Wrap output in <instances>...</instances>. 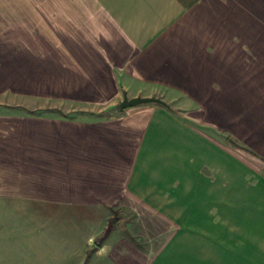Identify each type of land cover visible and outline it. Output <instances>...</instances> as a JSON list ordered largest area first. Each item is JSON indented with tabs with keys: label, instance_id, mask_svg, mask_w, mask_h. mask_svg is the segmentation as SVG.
Segmentation results:
<instances>
[{
	"label": "crops",
	"instance_id": "obj_1",
	"mask_svg": "<svg viewBox=\"0 0 264 264\" xmlns=\"http://www.w3.org/2000/svg\"><path fill=\"white\" fill-rule=\"evenodd\" d=\"M12 88L91 106L155 95L175 111L10 117L21 137L0 146V264H264V164L200 127L250 130L264 152L263 113L235 115L242 0H0V91ZM210 105L220 125L202 118Z\"/></svg>",
	"mask_w": 264,
	"mask_h": 264
},
{
	"label": "rangeland",
	"instance_id": "obj_2",
	"mask_svg": "<svg viewBox=\"0 0 264 264\" xmlns=\"http://www.w3.org/2000/svg\"><path fill=\"white\" fill-rule=\"evenodd\" d=\"M256 34L257 36L259 35L260 38L259 41H256V46L254 45L255 43L250 44L248 40H243L244 38H249L250 36H255ZM18 90L19 89L14 90V88H12V90L9 92L7 91V93H5L4 90L0 91V115H4V117H6L5 119L7 129L4 130V128L0 127V146L6 147L14 145L20 141H17V139L21 137L20 134L17 133V129L20 128H16L15 125L11 126V123L14 122V118H10L12 116H17V118H25L37 115L53 116V114L70 116L74 118L95 115L109 116L120 112L119 104L123 99L122 98L118 103L110 106H91L66 103L64 100H61L60 102L50 101L47 99L45 94L41 95L26 91H22V94L15 93L20 92ZM206 107L208 106H202V118L210 120L212 116V118L217 123H219L220 121L218 118H220L219 116L222 115L221 112L218 114V110L213 105H210V109L208 108L207 110ZM240 108H238L237 112H235V115L242 117L243 121L246 118H254L256 111H261L264 115V0H242V107ZM17 118L16 120L19 121ZM24 122L26 126L25 128L29 127L30 119H26ZM252 122H254V120ZM199 123H201V121H198V124ZM253 124L254 123H252V125ZM200 127L204 129V131H206L209 135L215 137L218 142L230 147L234 154L237 155L241 152L242 155L246 154V156L250 158V161L253 164L255 163L258 167L259 165L257 162L264 164V152H260V150L256 147L254 144V137L246 136L250 130H248V132L245 134H243L244 131H242V135L240 136L239 132H237V134L235 129L231 128H227L224 132H222L217 131L212 126L207 127L200 125ZM254 128L255 125L253 130ZM227 133L236 136L241 141L239 142L242 144L244 143L245 146L249 148V150L253 149L256 152L259 150L258 155L240 150L239 148L229 144L226 141ZM5 134L6 138L4 137ZM22 137L28 136H25L24 133ZM7 203L10 204L7 205L8 222L15 224V220L18 219V223H21L25 218H22V216H15L14 213L16 211H14V206H12L14 202L8 201ZM116 219L117 217L114 216V220ZM27 221H29V218ZM102 237L103 235L100 237V239Z\"/></svg>",
	"mask_w": 264,
	"mask_h": 264
},
{
	"label": "water",
	"instance_id": "obj_3",
	"mask_svg": "<svg viewBox=\"0 0 264 264\" xmlns=\"http://www.w3.org/2000/svg\"><path fill=\"white\" fill-rule=\"evenodd\" d=\"M151 102L161 103L164 105L167 104V102L160 96L138 95V96L130 97V96H128L127 92L124 91L123 99L119 104V109H120V111H124L126 108L136 106L139 104H143V103H151ZM99 241H100V238L97 240V242H99Z\"/></svg>",
	"mask_w": 264,
	"mask_h": 264
},
{
	"label": "trees",
	"instance_id": "obj_4",
	"mask_svg": "<svg viewBox=\"0 0 264 264\" xmlns=\"http://www.w3.org/2000/svg\"><path fill=\"white\" fill-rule=\"evenodd\" d=\"M165 106H167L168 108L172 109L169 103H167ZM172 110L175 111L174 109H172ZM228 139L231 140V142L234 143V144L237 145V146H240V147H243V148L249 149V148H247L244 144L240 143L237 139L232 138L231 136H228ZM88 258H89V257H88Z\"/></svg>",
	"mask_w": 264,
	"mask_h": 264
}]
</instances>
